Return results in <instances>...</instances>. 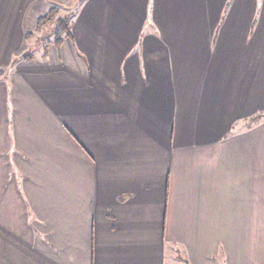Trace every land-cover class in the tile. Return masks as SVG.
<instances>
[{
    "label": "crops",
    "instance_id": "0c3cea01",
    "mask_svg": "<svg viewBox=\"0 0 264 264\" xmlns=\"http://www.w3.org/2000/svg\"><path fill=\"white\" fill-rule=\"evenodd\" d=\"M263 112L264 0H0V264H264Z\"/></svg>",
    "mask_w": 264,
    "mask_h": 264
},
{
    "label": "trees",
    "instance_id": "16d2710c",
    "mask_svg": "<svg viewBox=\"0 0 264 264\" xmlns=\"http://www.w3.org/2000/svg\"><path fill=\"white\" fill-rule=\"evenodd\" d=\"M57 14H58L57 8L52 7V9L48 12L47 15L41 17L38 20V24L40 25V28H41V26L42 27H44V26L52 27V25H53V27L48 30L47 35H50V36L54 37V39L59 37L66 30L67 23H68V20H69V16L64 17V18H55V16ZM54 21H55V23H54ZM52 29H53V33L54 34L52 33ZM263 114H264V112H263Z\"/></svg>",
    "mask_w": 264,
    "mask_h": 264
},
{
    "label": "rangeland",
    "instance_id": "374dc122",
    "mask_svg": "<svg viewBox=\"0 0 264 264\" xmlns=\"http://www.w3.org/2000/svg\"><path fill=\"white\" fill-rule=\"evenodd\" d=\"M69 2V1H68ZM68 2H66V3H68ZM72 2L73 1H71V3H70V7H64L65 9H67V10H65V11H67V15H64V14H61V16H60V13L59 14H57L56 16H55V18H64V17H67V16H70V13L73 11V9L74 8H72L73 7V5H72ZM61 3V2H60ZM62 4V3H61ZM69 4V3H68ZM68 4H67V6H68ZM74 5H75V2L73 3ZM64 5H66V4H64ZM55 8V7H54ZM57 20V19H56ZM53 21V20H52ZM54 23H55V21H54ZM52 27H53V25H52ZM52 27H50V26H48V27H44L45 29H46V31H45V34H47L48 33V30L50 29V28H52ZM52 33H53V29H52ZM54 34V33H53ZM52 34V35H53ZM50 37V36H49ZM52 40H54V37H52Z\"/></svg>",
    "mask_w": 264,
    "mask_h": 264
}]
</instances>
